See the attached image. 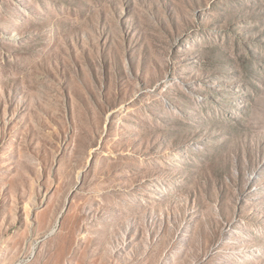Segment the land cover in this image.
Here are the masks:
<instances>
[{
	"label": "rangeland",
	"instance_id": "1",
	"mask_svg": "<svg viewBox=\"0 0 264 264\" xmlns=\"http://www.w3.org/2000/svg\"><path fill=\"white\" fill-rule=\"evenodd\" d=\"M0 264H264V0H0Z\"/></svg>",
	"mask_w": 264,
	"mask_h": 264
}]
</instances>
